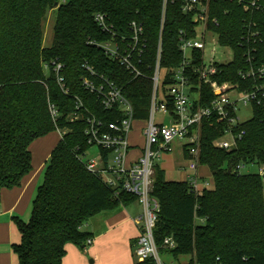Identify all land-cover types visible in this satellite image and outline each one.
Returning a JSON list of instances; mask_svg holds the SVG:
<instances>
[{
    "label": "trees",
    "instance_id": "1",
    "mask_svg": "<svg viewBox=\"0 0 264 264\" xmlns=\"http://www.w3.org/2000/svg\"><path fill=\"white\" fill-rule=\"evenodd\" d=\"M50 11L57 15L54 42L46 48L44 21ZM98 14L109 17L115 31L126 37L131 34V22L143 26L146 77L134 79L102 49L89 44L111 39L97 25ZM211 17L220 24L221 43L231 46L236 55L234 63L221 67L216 80L253 89L256 81L243 83L239 77L240 71L250 68L239 43L242 19L253 17L259 23L263 42L257 46L254 67H258L264 63V12L248 15L236 2L213 0ZM196 26L194 17L183 12L180 0H0V201L4 189L19 187L31 172L32 143L53 132L64 133L47 164L30 220L13 219L21 235L12 246L16 264H63L68 244L87 249V242L93 239L86 229L92 218L138 202L133 195H116L88 171L80 157L89 146L86 124L69 121L76 98L98 120L111 123L121 118L114 111H105L97 95L83 87L82 80L91 79L84 65L123 89L137 120L147 119L153 90L149 79L153 71L147 66L155 63L160 41L162 68L175 69L183 59L179 32L193 36ZM52 61L65 65L68 94L57 82ZM44 63L50 65L49 71L44 70ZM170 83L167 79L164 86ZM201 91L203 98L197 104L208 107L213 99L211 90L202 86ZM51 104L59 110L56 121ZM252 109L253 118L235 130L245 131V136L232 151L214 146L223 136L225 124L204 120L201 166L212 175L210 189L194 194L189 183L168 181L165 172L157 168L153 195L160 212L154 238L160 254L176 259L189 256L187 264H264V177L237 171L239 165L264 169V101ZM168 238L175 248L166 246ZM135 264L157 262L148 258Z\"/></svg>",
    "mask_w": 264,
    "mask_h": 264
},
{
    "label": "built area",
    "instance_id": "2",
    "mask_svg": "<svg viewBox=\"0 0 264 264\" xmlns=\"http://www.w3.org/2000/svg\"><path fill=\"white\" fill-rule=\"evenodd\" d=\"M225 1L236 2L248 15L254 11L264 12L261 0ZM180 2L183 12L192 15L197 26L193 36L187 31L179 32V50L183 59L175 69L162 68L163 49L160 41L155 63L147 66L153 71L149 77L153 83V90L148 118L137 120L134 105L124 95L123 89L113 81L98 75L87 64L84 67L91 79H83V87L97 95L105 111H114L121 118L111 123L98 120L79 98H76L75 110L69 116L71 123L82 121L86 124L85 134L89 150L97 148L95 158L84 160L89 150L80 156L88 171L99 176L116 195L126 193L137 197L143 209L142 216L135 220L141 232L135 249L139 262L154 258L157 264H165L154 238V229L160 212V204L153 195L156 170L158 167L161 169L157 161L164 154L172 152L173 142L180 141L183 143L185 157L189 161L188 168H184L183 171L193 175L186 182L191 186L192 193L197 194L210 189L214 185L213 178L199 173L203 168L201 146L204 120H216L218 124H225V132L214 142V146L220 150L232 151L245 136V131L240 132V129L235 131L244 124L240 122V109L249 106L253 108V105L264 101V63L254 67L258 62L257 46L263 42L259 23L254 21L253 17H244L243 33L239 42L244 49L243 60L250 66L249 69L240 71L239 77L243 83L250 79L256 81V86L248 89L229 81L220 83L216 78L221 73V67L234 63L236 55L231 46L221 43L220 33H217L220 24L216 18L211 17L213 0ZM95 21L102 32L111 35V39L103 43L89 41V44L102 49L108 58L129 71L134 79L146 77L144 56L147 40L143 26L136 21L131 22L129 24L131 34L126 37L115 31L109 17L98 14ZM162 24H165V17L162 18ZM209 47L212 53L207 56ZM219 49L224 51L222 53L224 56L232 53L229 62H222L217 58ZM51 65L60 88L68 94L63 76L65 65L57 61H52ZM43 67L45 71L50 69L48 63H44ZM167 79H170L171 83L164 86ZM195 80L197 83H194ZM202 86H207L213 95L208 107L197 104L201 97L203 98ZM50 112L56 121L60 116L58 108L51 104ZM158 116L161 117V121H157ZM137 121L144 124L145 143L141 157L128 163L132 148L129 136ZM57 132L61 133L62 141L64 133ZM245 167L239 165L237 171L241 172ZM260 169L259 174L264 177V169ZM92 243V239L87 242V249ZM165 244L175 248V243L169 238L165 240Z\"/></svg>",
    "mask_w": 264,
    "mask_h": 264
},
{
    "label": "crops",
    "instance_id": "3",
    "mask_svg": "<svg viewBox=\"0 0 264 264\" xmlns=\"http://www.w3.org/2000/svg\"><path fill=\"white\" fill-rule=\"evenodd\" d=\"M143 128L144 124H134L129 136L132 148L128 163L134 162L142 155L145 143ZM56 133L58 136L53 132L32 143L30 147L32 153L31 172L23 178L19 187L4 189L1 193L0 264H12V256L9 252H11V245L15 244L14 235L16 232L13 219L15 217L24 219L30 217L33 201L38 188L43 183L47 164L62 139L61 133ZM179 147L182 149L181 144ZM183 154L185 157L184 151ZM183 169L180 170L182 181L187 182L193 175L185 173ZM162 170L165 172L164 169ZM207 170L203 167L199 173L212 177L210 171ZM140 207V204L136 202L128 206H121L113 211L100 213L92 218L86 228L92 234V245L83 251L73 244H68L63 264H135L134 247L141 235L140 227L135 220L142 216L143 210ZM168 257L171 256H166V258Z\"/></svg>",
    "mask_w": 264,
    "mask_h": 264
},
{
    "label": "rangeland",
    "instance_id": "4",
    "mask_svg": "<svg viewBox=\"0 0 264 264\" xmlns=\"http://www.w3.org/2000/svg\"><path fill=\"white\" fill-rule=\"evenodd\" d=\"M66 1L67 0H61L62 3H65ZM56 15H57V12L50 11L46 15V19L44 21L43 44H44V47H46V48L51 47L53 45V42H54V24H55V20H56ZM223 52H224L223 50L219 49V53H217V58L220 59L222 62H229L232 58V56L230 55L232 53L230 52L226 56H224V55H222ZM211 53H212V50H211V47H209L207 50V56H210ZM239 117H240L241 123H246V122L250 121L253 118L252 107L249 106L247 108H241L240 112H239ZM161 120H162L161 117L158 116L157 121H161ZM136 123L143 124L140 121H137ZM54 134L56 136H58V134L56 132H54ZM180 144H181L180 141L173 142L172 152L169 154H164L163 157L157 161V164L162 169L165 170L166 179L168 181L183 182L182 181V179H183L182 172L180 170L183 168H188V165H189V161L184 157L183 148L181 149L179 147ZM182 144H181V146H182ZM95 157H97V148L93 147L88 151L87 157L84 160L86 161L89 158H95ZM260 171H261V169L258 165H247L245 168H243L241 170L242 174H259ZM140 209L143 210L142 207H140ZM30 217H31V215H30ZM30 217H27V219L20 218V217L19 218L25 222H28L30 220ZM14 229L16 230L15 235H14V242L17 243L20 241L21 235H20V232L16 228H14ZM136 246L134 247V252H135ZM9 254L12 256V264H16L17 258H16V255L14 254L12 245H11V252H9ZM166 256H168V255L167 254H161V259L163 260V262L165 264L166 263H169V264H187L190 260L189 256H179L178 259H176L174 257L166 258ZM135 260H137V257Z\"/></svg>",
    "mask_w": 264,
    "mask_h": 264
},
{
    "label": "water",
    "instance_id": "5",
    "mask_svg": "<svg viewBox=\"0 0 264 264\" xmlns=\"http://www.w3.org/2000/svg\"><path fill=\"white\" fill-rule=\"evenodd\" d=\"M57 6H58V4L56 3V4H55V7H57Z\"/></svg>",
    "mask_w": 264,
    "mask_h": 264
}]
</instances>
